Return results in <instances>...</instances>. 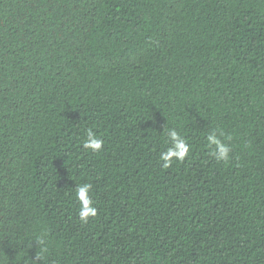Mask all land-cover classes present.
I'll list each match as a JSON object with an SVG mask.
<instances>
[{
	"label": "trees",
	"instance_id": "1",
	"mask_svg": "<svg viewBox=\"0 0 264 264\" xmlns=\"http://www.w3.org/2000/svg\"><path fill=\"white\" fill-rule=\"evenodd\" d=\"M0 264H264V0H0Z\"/></svg>",
	"mask_w": 264,
	"mask_h": 264
},
{
	"label": "clouds",
	"instance_id": "2",
	"mask_svg": "<svg viewBox=\"0 0 264 264\" xmlns=\"http://www.w3.org/2000/svg\"><path fill=\"white\" fill-rule=\"evenodd\" d=\"M167 136L170 141V146L161 153L160 159L163 161L164 167H169L173 159L183 160L190 151V145L175 129H170L167 132ZM223 133L217 134V131L213 130L206 137L208 146L212 148V155L218 161L227 162L229 160V154L231 152L230 145L223 142L220 138ZM104 145L103 139L99 138L91 129L87 132V139L83 143V148L98 152ZM92 185L89 183H83L76 187V198L80 203L79 218L82 222L87 223L90 216H96L97 208L94 206V201L90 197ZM36 242L39 246H43L46 243L44 236L36 238ZM43 250V249H42ZM39 260V257L36 258Z\"/></svg>",
	"mask_w": 264,
	"mask_h": 264
}]
</instances>
